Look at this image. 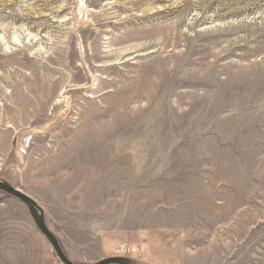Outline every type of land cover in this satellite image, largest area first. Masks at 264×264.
I'll return each mask as SVG.
<instances>
[{"label":"rangeland","instance_id":"374dc122","mask_svg":"<svg viewBox=\"0 0 264 264\" xmlns=\"http://www.w3.org/2000/svg\"><path fill=\"white\" fill-rule=\"evenodd\" d=\"M0 180L75 264H264V0H0Z\"/></svg>","mask_w":264,"mask_h":264},{"label":"water","instance_id":"95a60500","mask_svg":"<svg viewBox=\"0 0 264 264\" xmlns=\"http://www.w3.org/2000/svg\"><path fill=\"white\" fill-rule=\"evenodd\" d=\"M4 193L13 199L19 200L27 208L30 217L44 239L50 243L51 248L59 259L61 264H75L64 252L59 241L46 225L45 214L42 209L38 206L37 202L25 195L19 189H15L12 185L0 180V193ZM92 264H131L130 261L125 257H109Z\"/></svg>","mask_w":264,"mask_h":264},{"label":"crops","instance_id":"0c3cea01","mask_svg":"<svg viewBox=\"0 0 264 264\" xmlns=\"http://www.w3.org/2000/svg\"><path fill=\"white\" fill-rule=\"evenodd\" d=\"M6 216H8V217H10V218H14V214H12V213H6L5 214ZM24 220V219H23ZM26 221V220H25ZM1 223V222H0ZM26 223H28L27 224V227L28 228H30L31 229V234H35V232H37V237H36V239L37 240H39L40 242H42V235H41V233L39 232V230L37 229V227H35V225H34V223H33V221L31 222V221H26ZM12 232V231H11ZM9 234H10V232H8V231H5V232H3L2 234H0V239H1V241L2 240H6V239H8L10 236H9ZM12 234V233H11ZM19 236V235H18ZM17 236V237H18ZM35 236H36V234H35ZM19 238V237H18ZM18 238H16V239H18ZM44 238V237H43ZM11 255V254H10ZM7 256V257H1L2 259H3V261H0V264H11L12 262H14V259L11 257V256Z\"/></svg>","mask_w":264,"mask_h":264}]
</instances>
